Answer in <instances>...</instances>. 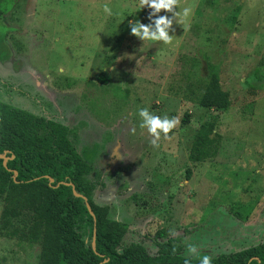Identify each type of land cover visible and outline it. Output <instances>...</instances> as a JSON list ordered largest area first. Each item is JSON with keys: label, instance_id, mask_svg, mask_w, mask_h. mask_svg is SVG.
Listing matches in <instances>:
<instances>
[{"label": "rangeland", "instance_id": "rangeland-1", "mask_svg": "<svg viewBox=\"0 0 264 264\" xmlns=\"http://www.w3.org/2000/svg\"><path fill=\"white\" fill-rule=\"evenodd\" d=\"M138 3L0 0V100L69 127L94 201L129 226L121 249L156 254L173 239L183 256L192 243L213 259L263 243L264 0H180L194 5L190 27L174 21L168 46L130 34L129 21L148 23ZM208 63L228 109L198 102ZM139 108L177 120L168 138L150 143ZM210 121L219 151L192 162L193 138ZM39 254L0 234V264H38Z\"/></svg>", "mask_w": 264, "mask_h": 264}, {"label": "trees", "instance_id": "trees-1", "mask_svg": "<svg viewBox=\"0 0 264 264\" xmlns=\"http://www.w3.org/2000/svg\"><path fill=\"white\" fill-rule=\"evenodd\" d=\"M208 69L198 102L213 110L228 109L230 93L223 89L216 65L208 63ZM99 79L109 81L103 75ZM219 147L214 122L202 123L189 159L204 161L216 156ZM89 171L68 126L0 100L2 236L39 245L38 264H184L185 259L199 264L197 258L180 254L173 239L158 242L156 254L140 243L121 249L129 226L110 218L108 205L94 201L96 183L87 181ZM212 264H264V242L221 253Z\"/></svg>", "mask_w": 264, "mask_h": 264}, {"label": "clouds", "instance_id": "clouds-1", "mask_svg": "<svg viewBox=\"0 0 264 264\" xmlns=\"http://www.w3.org/2000/svg\"><path fill=\"white\" fill-rule=\"evenodd\" d=\"M137 6L140 9L146 7L148 10L146 16L148 23H141L137 19L129 21L128 27L130 34L142 42L147 41L150 45L155 42H161L163 45L168 46L173 42V35L169 33L173 31L172 25L174 21L182 26L184 31H187L190 27L189 21L194 7L192 4L181 7L180 0H139ZM102 8L106 16L113 15L108 4L102 5ZM162 10L165 13H171V16L158 15ZM137 115L140 118L139 127L146 129L147 133L153 138L150 141L153 146L156 145V141L161 138V135L164 138H168L169 132L177 124V120L174 117H160L150 113L147 108H139ZM186 251L189 256L197 258L199 264H212V257L207 254L201 255L195 244L188 243ZM184 264H190L189 260L185 259Z\"/></svg>", "mask_w": 264, "mask_h": 264}, {"label": "water", "instance_id": "water-1", "mask_svg": "<svg viewBox=\"0 0 264 264\" xmlns=\"http://www.w3.org/2000/svg\"><path fill=\"white\" fill-rule=\"evenodd\" d=\"M72 187H73L74 192L76 193L74 185H72ZM76 194H77V193H76ZM77 195H78V194H77ZM84 199L87 200L86 197H84ZM87 205H88V207H90L88 201H87Z\"/></svg>", "mask_w": 264, "mask_h": 264}]
</instances>
